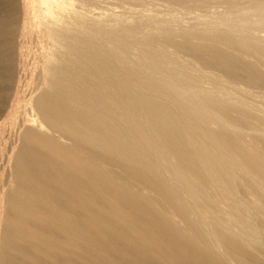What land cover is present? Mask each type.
Instances as JSON below:
<instances>
[{"label": "bare ground", "instance_id": "6f19581e", "mask_svg": "<svg viewBox=\"0 0 264 264\" xmlns=\"http://www.w3.org/2000/svg\"><path fill=\"white\" fill-rule=\"evenodd\" d=\"M149 1L186 11L204 5ZM39 8L55 47L11 156L0 264H228L197 220L211 219L205 208L225 215L219 179L264 203V112L204 93L198 77L205 69L263 90L264 72L243 56L249 44L222 29L196 41L194 30L153 22L169 50L137 29L76 20L88 17L72 0H40ZM254 42L264 60V44ZM206 224L229 258L264 264L257 248Z\"/></svg>", "mask_w": 264, "mask_h": 264}, {"label": "rangeland", "instance_id": "374dc122", "mask_svg": "<svg viewBox=\"0 0 264 264\" xmlns=\"http://www.w3.org/2000/svg\"><path fill=\"white\" fill-rule=\"evenodd\" d=\"M193 1L194 3H198V0ZM263 1L264 0H200L199 3L204 5H195L197 7L194 10L186 11L178 8L175 4L171 7H167L160 2L149 0H72V8L76 12H87L84 14L88 19L76 18L78 21L84 20V24L93 25L92 20H96V25H98V27L101 24H118L126 29H137L135 33L144 34L145 38L155 41L154 43H161L169 50H172V46L160 40V36H157L158 33L152 28L153 22L156 21L155 24L167 25L169 27L194 30L198 34L196 35L197 37L195 36V38L192 39H196V41H203V38H199L200 36H205L202 31L207 33H219L222 29L221 32L228 31L230 34L237 36L243 42L249 44L248 48L251 49L247 50L243 56L246 58L248 57L250 60H255L260 69L264 72L262 53L252 52L254 51L252 45V43H255L254 41L264 44V8H261ZM39 3L40 0H0V219L2 218L5 208L4 195L11 184V181H9L11 180V156L19 145L21 131L26 127V120L31 116L32 112L30 107L32 101L30 102V100H33L35 97L34 95L37 94L39 88L43 86L45 82L44 80L46 77L44 75H47V65H49L48 59H50V53L55 47L54 40H52L47 33L44 23L45 19L40 17L42 15L40 14L41 10L39 8ZM66 16H70V14H66ZM66 16L65 18H67ZM228 23L232 26L239 24V26L238 28H233L232 26H227ZM147 31H152L153 34L151 33V35L148 36L146 34ZM184 31L183 29L179 30V33ZM166 33L168 34L169 32L167 31L165 34ZM45 35H47V37ZM48 41H51V43ZM225 48L231 53L240 51L234 48V46H227ZM183 57L185 58L186 56ZM45 60L48 61L45 62ZM259 62H261V66ZM44 65H46V70ZM7 69L10 73L9 76L6 74ZM202 70L204 73L206 72V77L203 75L198 78L200 79L199 86L203 89L204 93L229 98V100L234 102L241 101L242 105H244L243 108L256 114H261L262 110L264 112V89L262 90V88L256 87L254 90L253 87L248 88L242 84H231L213 75V73L207 72L205 69ZM208 77L215 79L213 80L214 82H209L207 79ZM218 78H220V80ZM170 90L176 95H186L184 91L176 93L173 89L170 88ZM193 91L196 93L199 91V88L195 87ZM22 113L25 115L28 114L29 116H25ZM262 129L264 130V126H262ZM246 141H248V139H246ZM254 145L260 146L257 143H254ZM237 171L240 172L236 169V172ZM217 178L220 177L217 176ZM219 183L222 185L223 191H225H222L221 197L228 202L229 206L226 207L225 215L222 216L215 214L214 210L211 208H205L203 211L205 218L211 219H196L198 225L201 226L203 238L214 245L220 257L228 264H249L248 257L239 260L231 255V258H229L225 250L215 242L214 237L208 233V224H206L214 220L215 223L218 222L219 226L220 224L221 226H225L230 232L237 236V238L250 248V250H254V248L256 250L257 248L259 256L261 257L260 259H263L264 203L253 198L246 190L240 187H230V185L223 183L221 179H219ZM260 189L261 192L264 193V189ZM261 206L263 209H261ZM224 208L225 206H220L217 209L220 210ZM255 263L261 264L262 262L256 261Z\"/></svg>", "mask_w": 264, "mask_h": 264}]
</instances>
